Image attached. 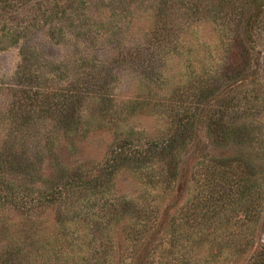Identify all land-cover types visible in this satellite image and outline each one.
Masks as SVG:
<instances>
[{"label":"rangeland","instance_id":"rangeland-1","mask_svg":"<svg viewBox=\"0 0 264 264\" xmlns=\"http://www.w3.org/2000/svg\"><path fill=\"white\" fill-rule=\"evenodd\" d=\"M86 3L87 19L102 32L96 42L86 43L69 31L56 43L44 29L32 27L35 30L17 44L0 47V140L3 128L11 121L7 113L24 104L19 103L16 109L26 94L19 91L24 87L16 84L20 48L36 47L40 51L42 59L30 68L44 74L56 70L54 79L47 83L40 79L44 84L71 83L79 71L97 77L102 74L100 84L107 88L109 100L95 97L84 102L80 136L55 142V159L39 163L42 157H32L44 182L77 167H95L119 140L136 142L138 131L146 136L164 131L179 104H190L178 101L180 96L195 93L198 98L194 90L201 82H216L225 48L241 27L226 23V18L214 11L211 0ZM250 8V13H259L256 3ZM261 10V19L251 31L253 52L243 73L244 84L219 86L202 106L226 101L244 106L245 110L239 111L251 112L252 118L260 121V126L251 130L250 141H241L234 134L231 143H213L204 129L198 128L178 152V174L169 186L162 182L165 172L161 165L142 171L133 161L117 170L101 193H84L91 206L87 204L57 220L62 205H43L27 217L0 202V264L251 262L260 251L264 230V3ZM160 26L169 29L168 33L151 35ZM238 93L246 94L247 100L233 99ZM31 118L38 126L54 124L39 115ZM244 118L250 116L245 114ZM239 122L234 121L233 130ZM212 157L230 164L229 171L226 166L217 170L220 183L216 186L209 185L203 168L197 167ZM58 163L66 169H60ZM39 189L32 185L33 193ZM105 199L116 201L117 206L111 208H123L124 212L119 209L107 218L99 215ZM75 212L81 214L83 225L71 221Z\"/></svg>","mask_w":264,"mask_h":264},{"label":"trees","instance_id":"trees-1","mask_svg":"<svg viewBox=\"0 0 264 264\" xmlns=\"http://www.w3.org/2000/svg\"><path fill=\"white\" fill-rule=\"evenodd\" d=\"M211 2L216 6L214 11L221 13L223 19L226 18V23H233L235 26L241 24L239 32L235 31L225 48L222 72L217 71L219 77L216 82L213 83L210 79L201 82L194 90L198 92V98H195V93L180 96L178 101L190 104H179L164 131H158L153 136H146L138 131L136 142L132 139L119 140L106 150L104 157L95 167L92 166L91 169L77 167L47 182L38 177V164L34 165L32 157H42L39 163L46 159H55V142L67 139L70 141L71 138L80 136L81 125L84 122L82 120L84 102L95 97L100 100L110 98L105 95L107 88L100 84L99 78L102 79V74H97L99 75L97 77L95 74L76 71L71 83L44 84L49 79H54L53 72L56 70L50 69L44 74L37 68H30L42 59L41 53L36 47L20 48V62L15 71L18 75L16 84L24 87L19 91L26 94L20 98L16 109L19 108V103H24L20 105L23 107L7 113V119L11 121L2 130L0 202L8 203L18 213L27 217H32V210L43 205H62V209L57 210V220L68 216L70 212L81 210L87 204L91 206L89 196L86 195L84 198V193L87 191H92V194L101 193L104 183L111 179L117 170L133 161L142 171L155 164L161 165L165 172L162 182L169 186L170 181H174L176 173L178 174L179 165L175 160L178 152L189 143L190 137L198 128H203L205 136L213 143H231L234 134L240 136L241 141H250L248 138L253 135L251 130L260 126V121L253 119L254 114L251 112L239 111V108L245 110L244 106L227 101L226 104L202 106L204 100L211 97L219 86L230 82L244 84L243 73L247 70L253 52V47L250 46V42L254 41L251 31L255 22L261 19L264 0H211ZM253 3H256L259 9L257 15L250 13V6ZM86 5V0H0V47L17 44L31 29L35 30L32 27H37L36 30L44 29L46 36L56 43L70 31L72 36L80 37L86 43L92 44V40L96 42L102 32L98 30L95 22L87 19L84 11ZM253 10L255 11V8ZM205 12H210V9ZM156 30L158 31L151 35L156 34L157 37V34H167L169 29L160 26ZM146 61L148 62L143 60V63ZM41 78L44 79V83ZM242 94L238 93L233 99L247 100L246 94L244 93L245 96ZM245 114L250 116V119L246 120ZM34 115L49 118L54 124L48 126L41 123L38 126L31 118ZM237 120L240 121L238 128L233 130L234 121ZM214 159L213 157L206 159L198 166L195 164L203 168L204 177L207 178L205 181L211 186L220 183L217 179L219 173L217 170L226 166L229 171L230 167V164H222ZM58 164L60 169L65 168ZM18 173L22 175L20 179L17 177ZM32 185H38L40 188L38 192L33 193L37 189L32 190ZM115 202L103 200L99 215L107 218L110 213H119V209L124 212L123 208H111L117 206ZM89 213L92 214L90 210ZM71 221H78L79 223L75 224L83 225L80 213L75 212ZM248 264H264V230L260 251Z\"/></svg>","mask_w":264,"mask_h":264}]
</instances>
